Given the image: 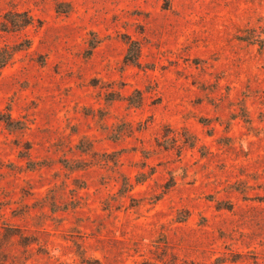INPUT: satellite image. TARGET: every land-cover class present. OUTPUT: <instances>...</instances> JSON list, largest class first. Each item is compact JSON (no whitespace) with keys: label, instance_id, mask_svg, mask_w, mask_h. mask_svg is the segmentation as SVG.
Returning a JSON list of instances; mask_svg holds the SVG:
<instances>
[{"label":"rangeland","instance_id":"374dc122","mask_svg":"<svg viewBox=\"0 0 264 264\" xmlns=\"http://www.w3.org/2000/svg\"><path fill=\"white\" fill-rule=\"evenodd\" d=\"M2 48L0 264H264V0H0Z\"/></svg>","mask_w":264,"mask_h":264},{"label":"trees","instance_id":"16d2710c","mask_svg":"<svg viewBox=\"0 0 264 264\" xmlns=\"http://www.w3.org/2000/svg\"><path fill=\"white\" fill-rule=\"evenodd\" d=\"M31 16H27V19L24 23L31 22ZM140 44L137 40L130 39L128 41V51L125 56L126 60L133 63H137L139 59ZM12 58V52L7 48H2L0 50V68L4 67ZM81 264H100V261L97 259L89 258L85 255H80Z\"/></svg>","mask_w":264,"mask_h":264}]
</instances>
